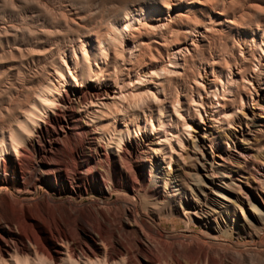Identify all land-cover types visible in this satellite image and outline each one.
<instances>
[{"label":"bare ground","instance_id":"1","mask_svg":"<svg viewBox=\"0 0 264 264\" xmlns=\"http://www.w3.org/2000/svg\"><path fill=\"white\" fill-rule=\"evenodd\" d=\"M8 1L24 20L58 16L73 34L23 56L9 45L23 29L0 25L1 51L7 45L3 53L17 52L20 65L31 62L42 74L0 98V264H264V194L259 205L249 201L252 216L242 209L240 222V206L216 192L229 185L175 187L161 176L162 163L184 160L179 150L205 105L231 125L253 101L250 77L264 76L263 59L245 48L251 41L263 53L264 25L244 18L252 7ZM105 11L100 21L92 17ZM225 31L240 55L221 59L209 50Z\"/></svg>","mask_w":264,"mask_h":264},{"label":"rangeland","instance_id":"2","mask_svg":"<svg viewBox=\"0 0 264 264\" xmlns=\"http://www.w3.org/2000/svg\"><path fill=\"white\" fill-rule=\"evenodd\" d=\"M51 1L56 8L61 5L67 9L68 8L77 9L85 6L76 0H51ZM143 1L153 2L155 0H143ZM211 1H213L214 4H217L218 7L220 8L223 2L231 3V5H233L237 11L238 9L241 8L247 10V8L249 9L252 7L249 13L251 15L247 13L248 15L244 16V18L245 19L250 18L252 20L251 21L252 24L259 23L260 25H264V12H262L264 11L263 9L264 0H211ZM246 4H248L249 7ZM260 7L263 10H261ZM106 15H107V11L97 15L94 14L92 15V17H95L97 18L96 19L97 21H100L102 20V17L105 18ZM87 16L90 15L87 14ZM111 17L109 16V18ZM24 18H25L24 16H19L12 13L10 3L8 0H0V25L3 26L4 24L15 23L19 25L18 27H21V29H23L20 30L19 28L20 32L15 40L12 39L13 34L9 37L10 47H14L15 45H20V47L23 48L22 50V52L24 53L23 56H26V53L28 52H33L37 54L43 48L42 45L46 47L52 46L53 44H56L55 41L62 40L65 38L67 39L69 36L73 34V32H71L69 29L64 27V25L60 22L59 19L60 17L58 16L53 19H51L48 16L46 17L29 16L26 17L27 21L24 20ZM244 26L245 28H248V24H245ZM20 33H22V35ZM221 39L224 45L226 43L225 46H222L223 43L221 42ZM217 40L221 42V45ZM234 40L235 39L232 38V35H230L228 32L225 31L221 36H217L214 39V41H211V46L209 50L211 51V53L213 52L215 55H218L221 59H226V58L229 59V57H233L234 55H240L241 52L238 51V49L235 47ZM217 44L220 46L219 49H218L219 46L217 47ZM246 46L247 48H245V50L247 49L246 50L247 52L249 53L254 52L256 56L262 57L263 59L262 66L264 67V50L263 53H261L260 49L254 46L253 42L251 41H249ZM223 47L224 49H221ZM2 48L4 49L2 51H7V49H9V47L7 45L5 46V44H2ZM216 50L218 51L216 52ZM2 51L0 49V58L4 61L3 63L0 64V98L8 96L9 93L11 94L14 92L13 90L10 89L9 85L19 87L23 82H25L28 78H30L33 75L42 76V74L40 73L41 69H39L40 66L38 67L35 64H32L31 62H25V61L23 62V65L22 64L20 65L18 61L19 55L17 54V52L14 51L11 55L9 54L10 55L9 56L7 52L3 53ZM229 52L230 53L232 52L231 53L232 55H230ZM13 66L15 67L13 68ZM6 70L8 71L7 73L5 72ZM4 72L6 74H4ZM34 72H36V74ZM203 75H205L204 82L206 81L205 83L206 85H208V83L211 81L212 78L210 75V69L207 68L206 72H204ZM250 79H251L252 87H255L254 89L256 90L253 92V101L247 103V105H245L242 109L237 110V113L235 115V122L233 124L226 125L225 123H223L220 120L221 117L217 118V116H215L210 112L211 108L209 104L205 105V108H207V112L203 113V121L193 124L191 129V136L188 139L184 140V143L186 145L185 144H184L185 146L183 145V149L185 151L183 149H182L183 151L179 150V152L183 153L182 155L185 157L184 160L181 159L178 160L175 157L173 161L170 163V165L164 163L161 164L162 165L161 176L168 179V181H170L172 185H175V187H186V188L204 187L203 186L204 181H205L204 185H208V183L212 185V183L214 182L221 183L223 185L227 184V186L229 185L230 187L229 186L228 187L230 188L229 189L230 191L228 189L221 190L220 188H216V192L223 193L224 195L221 196L223 198L227 196V199L225 198L226 200H223L225 203L236 202L235 204L237 206L238 205L240 206L241 209L238 208V212L236 214L237 219L240 222L242 221V218H240L242 215L245 217L252 216V211L249 208L250 207L249 204L251 202L256 203L257 205H259V203L261 204L259 196L261 195L260 193L264 194L263 191L260 189L261 187H264V76L263 74H260L258 76L253 75L252 77H250ZM7 82L10 84H8ZM219 98H221V96H219ZM108 100H112V95ZM213 118L215 120L218 119V121H215ZM152 135H154L153 132ZM176 143L177 142H175V146L178 145V143L177 144ZM210 144L212 145L213 152H215L214 154H212L209 148H207ZM196 147L198 150L196 149ZM199 147L201 148V150H199ZM61 149L62 147L59 149V151ZM218 153H221V156H217ZM201 163H204L207 168L203 169ZM208 164H212L211 165L212 167ZM217 171L220 172L219 175L215 174V172ZM212 173L213 175L215 174L214 177ZM222 174L224 175V179L219 181L220 176ZM212 178L214 180H212ZM197 180L199 182H197ZM91 195L92 194H90V196ZM87 203H88V199H85L83 201V204H87ZM241 212L243 213L242 215ZM181 225L182 227L178 229L184 228V225L183 224ZM172 227H173L172 224L169 223L168 228H172ZM192 229H194L195 232L200 230L199 227H192Z\"/></svg>","mask_w":264,"mask_h":264}]
</instances>
